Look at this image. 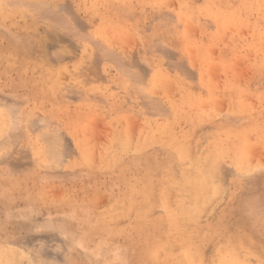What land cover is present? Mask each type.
Returning <instances> with one entry per match:
<instances>
[{
	"label": "rangeland",
	"instance_id": "374dc122",
	"mask_svg": "<svg viewBox=\"0 0 264 264\" xmlns=\"http://www.w3.org/2000/svg\"><path fill=\"white\" fill-rule=\"evenodd\" d=\"M39 1L44 3L46 0ZM47 1L54 2L51 5L54 10L52 12L56 13L58 19H62L61 22L67 19L68 23L64 28L55 29L47 23L53 17L50 16L45 23L39 19L38 33L44 51L47 53L51 51L49 55L56 49L62 51L58 55L56 53L55 62L52 61V56L50 58L55 64L52 66L53 72L47 73L41 66L36 67L35 60L39 57L37 52L33 55L30 53V58L34 60H24L18 65L14 62L13 54L5 56L3 54L5 51L1 53L0 50V244H3L0 246V255L9 251L11 256L16 257L17 264H26L27 261V264L38 263L37 261L40 264H88L84 258L87 251L80 246L70 252L66 246L67 240L58 233H50L49 229L43 227L27 231L24 228L26 222L22 223L20 215H17L18 210L20 212L26 210L27 206L32 204L30 202L32 199L36 201V210L39 213L52 211L53 206L61 207L64 211L69 208L70 213H75L82 209V203H88L91 204L90 211L87 212L90 214L89 220L90 218L95 220L98 214L110 212L113 201H116L117 195L123 192V184L130 181L132 173L124 169L127 168L129 159H135L133 167L139 170V174H143L146 170L144 160L155 153L166 159L168 153L176 155L175 150L166 151L162 142H191L192 145L198 146V152L205 154L201 148L207 146L212 137L225 128L226 134L218 136L221 145L216 144V150L220 155L218 159L223 166L220 164L215 182L222 191L218 192L212 201L202 206L201 218L199 216L195 223L198 224L200 236L207 241L199 245L202 264H205L204 261L207 264L208 260V264H212L213 252L228 247L229 244L223 243L224 239L229 240V236L237 237L239 232L228 225L222 230L218 227L221 223L215 224L225 206L232 201L235 210L240 211V200L247 204L249 198H254L257 192L261 191L264 194L262 174L256 179L251 178L250 181V178L238 177L239 174L233 165L234 161L242 156L251 165L264 166V0ZM22 3L23 7L16 6L15 0H0L1 37L5 31L3 26L15 32L18 30L16 25L20 26L24 20L30 19L31 3L29 0ZM65 3L71 8L68 9ZM20 8L25 10L24 17L18 13ZM63 10L68 12V15ZM69 10L73 11L74 15ZM58 12L60 14H57ZM71 18L75 21L74 19L71 21ZM76 18L82 23L78 26L83 25L84 30L78 28ZM75 27L76 32L78 29L81 30L77 33L80 38L81 34L86 33L81 41L79 37V40H76L77 36L73 30ZM188 27L191 30L190 35ZM125 35L127 39L129 37L132 39L128 41ZM123 40L125 41L122 42ZM7 44L9 43L6 39L0 38V47ZM55 47L57 48L50 50ZM98 48L102 50L99 51ZM99 54L102 56L99 57ZM97 56L98 58H95ZM101 58L102 61L99 60ZM245 60L246 62H243ZM117 61L120 63L117 64ZM168 62L173 66L171 68L175 69H171ZM120 66L127 73L121 72ZM126 67L129 68H127L129 72L132 70L133 74L137 73L136 77H142L143 82L138 78V82L134 81L135 76L131 74L126 75L128 74ZM210 67L216 68L212 71ZM208 70L212 71L211 75ZM158 74L171 81L170 84L167 80L171 87L167 84L166 86L172 92L165 93L168 90L166 86L162 92L153 91L155 92L153 95L159 98L152 94L150 96L155 101L158 98L163 104H159V108L164 106L163 110H169L163 112L161 109L160 115H154V112H160L157 111L159 108L150 112L149 107L150 113L145 112L148 111L147 106L141 105L144 99L139 98L141 94L132 88L139 82L147 84L155 82V79H159ZM61 75L63 78H60ZM130 75L136 82L134 86L129 80ZM20 79H28L29 82L23 83ZM21 97L22 100L19 99ZM134 110L138 114L134 113ZM140 112L142 114H139ZM15 116L19 119L16 120ZM197 116L200 119L194 120L193 117ZM161 122H166L169 128L162 131ZM128 137L133 142H130ZM130 143H140L143 151L134 150ZM63 144H66V148ZM122 147L123 151H117L119 157L110 151V148ZM195 153L187 155L186 166L199 165L197 159L190 160V157L196 156ZM108 158L109 161H106ZM84 160L86 162H83ZM80 163L83 166L78 167ZM172 173L173 182L177 183L179 179L177 169L172 168ZM18 182L23 188L20 194H16ZM5 184L7 193L3 192L1 187ZM113 190L117 195L112 199ZM168 200L171 205L174 203L171 195H168ZM209 206L214 208L212 212ZM10 208H14V213L9 214ZM236 211L232 213V218L240 221ZM160 212L159 208L153 207L149 211V216L156 219ZM55 216L60 218V215L50 212L46 220L53 221ZM247 217L250 223L257 227L253 234L264 243L262 221L255 222L253 213H249ZM38 218L40 222L43 219L42 215ZM132 219L131 215L124 216L111 226L112 229L116 227L121 232L116 241L114 240L119 251H123L122 249L134 240L135 234L130 227ZM244 221L245 218L240 223H235L236 227H241V222ZM210 224L212 227H209ZM245 225L243 224L244 227ZM149 229H153L152 225ZM244 232L251 233L248 230ZM82 240H85L84 236L78 233V241ZM195 240L196 238L193 239ZM121 241L120 245L116 243ZM234 251L240 256H245L248 264H258L260 261L259 258L250 255L251 251L248 249L236 247ZM174 253L180 252L175 249ZM108 255L110 254L106 257ZM38 258L44 260L40 261ZM262 260L264 264V256ZM154 263L168 264V261L159 260ZM131 264L138 262L131 261Z\"/></svg>",
	"mask_w": 264,
	"mask_h": 264
},
{
	"label": "bare ground",
	"instance_id": "6f19581e",
	"mask_svg": "<svg viewBox=\"0 0 264 264\" xmlns=\"http://www.w3.org/2000/svg\"><path fill=\"white\" fill-rule=\"evenodd\" d=\"M15 1H16V6L20 5L21 7H23L21 4H23L22 2L24 0H15ZM29 2L31 3V9H32V11L30 10L32 15H31L29 20H24L23 23L20 26L16 25V28L18 30L15 31V32L11 31L10 28H8L6 26H3V29L6 32L4 31V34H2L3 37H1V35H0V38L6 39L9 44H7L4 47H0V50H1V53H3L5 51V53H3L5 56H7L8 54H13L15 56V61L14 62H16V64H18V65L20 64L21 61H24V60L25 61L34 60L33 58H30V53H32L31 55H33V53L37 52L39 54V57H38V59L35 60V64L37 65L36 67L41 66L43 69H45V71L47 73H52L53 70H54L52 66L55 65V64H53V62L56 61V60H54V59H56L55 58L56 57V53L58 55V53H61L62 51L59 52L60 50L58 51L56 49L57 47H55L53 49H50V50H54V49L57 50V51L54 50L53 52H55V53L52 52V55L51 54L49 55V53L51 51L49 52V50H48L49 53L44 51V48L42 47V39H41V37H40V35L38 33V24L40 22L39 19H41L45 23V21L48 20V18L50 16L53 17V19H50L49 21H47V23L52 28L57 27V29H59L60 27H62V28L66 27V24H68L67 21H66L67 19L66 20L63 19V21L61 22L60 20H62V19H58L56 13L54 12L55 13L54 14L52 12L54 10H52V6L51 5L54 2H49L47 0L44 3L40 2L39 0H29ZM26 4H27V2H26ZM65 4H63V5H65ZM9 5H13V4H9ZM68 5L69 4H66L67 7H68ZM59 8H60V6H59ZM70 8L68 7V9H70ZM63 11H65V10H63ZM65 12H62V13L65 14ZM69 12L72 15H74L73 11L71 12V10H69ZM18 13L21 16L24 17L25 10L20 8V9H18ZM66 13L68 15V12H66ZM53 14H54V16H53ZM57 14H60V12H58ZM163 15H164V13H163ZM54 17H56L57 19H54ZM74 18H75V16H74ZM74 18H71V21ZM172 18H173V16H172ZM78 19L79 18H76V22H78L77 21ZM74 21H75V19H74ZM60 22L62 23L61 25H60ZM79 24H82L81 21L78 22L77 26ZM83 24H85V23L83 22ZM188 25H189V27H191L190 24H188ZM0 26H2L1 23H0ZM79 26H78V28H82V29L85 28V27H83V25H82V27H79ZM85 26H86V24H85ZM167 26H168V24H167ZM67 27H68V25H67ZM189 27H188L187 31H188V34L190 35L191 32L189 33V31H191V30H189ZM68 29H66V30H68ZM73 30L75 31L76 27ZM73 30H72V33H73ZM83 30H82V32L84 33ZM79 31L81 32V30H79V29H78V32L75 31V34L77 36L76 40H79V38H80V35L77 34V33H79ZM65 33H66V31H65ZM72 33H70V34H72ZM83 35L81 34L82 37H83ZM84 36H86V33H85ZM108 36H110V35H108ZM125 36H126L125 38L127 39V35H125ZM81 38H80L79 41L82 40ZM84 38H86V37H84ZM130 38L131 37H129L128 39H130ZM73 39H75V37ZM113 39L114 38H112V40ZM87 40H88V38H87ZM115 40L117 41L118 39L116 38ZM125 40H123L122 42H124ZM116 41H114V43ZM94 43H96V42L94 41ZM111 43H112V41H111ZM91 44H93V43H91ZM101 46H102V44H101ZM46 47H47V45H46ZM98 49H100V48H98ZM162 49H164V47H162ZM101 50H102V48L99 51H101ZM164 53L165 52L163 51V54ZM191 53H193V52H191ZM97 54H98V52L96 53V55ZM101 54H99L98 56L101 57L102 56ZM51 56L53 58H51ZM98 56L95 57V58H98ZM93 57H94V55H93ZM50 58L53 59L52 60L53 62L50 61L51 60ZM108 59H110V58H108ZM108 59H104V60H108ZM99 60L102 61V58L99 59ZM59 61H60V59H59ZM239 61H240V59H239ZM114 62L116 64V60ZM171 62H172V65H173V61H171ZM243 62H246V60L243 61ZM118 63H120V62L117 61V64ZM168 64H169V62H168ZM169 65H170V68L173 67L171 64H169ZM195 65H196V63H195ZM132 66H135V65L132 64ZM180 66H182V65H180ZM115 67H116V65H115ZM128 67H126V69ZM129 68H131V66ZM210 68H212L211 70L213 71L216 67H214V69H213V67H210ZM120 69H122L121 66H120ZM171 69H175V68H171ZM218 69H219V67H218ZM125 71L126 70H124V69L121 70V72L127 73ZM137 71H139V70H137ZM162 71H163V69H162ZM130 72H132V70ZM130 72L128 70V74H126V75L131 74V75L135 76L134 81L138 82V79H139V81L143 82L144 79H141L142 75L140 76L141 78H138V77H136L137 73H135L136 74L135 75V74H133V72L132 73H130ZM193 72L195 73L194 70H193ZM211 72L209 71L208 73H210V75H211ZM185 74H187V72ZM131 75H130V77H131L132 80L130 78H129V80L131 81V83H133V86H134V84L136 82L133 81V77ZM73 76H75V75H73ZM157 76H159L158 77L159 79L158 80L155 79L154 80L155 82H153L151 84H147L145 82L144 83L139 82L138 84H135V87H133V88L131 87L132 89L135 90V92H139V95L141 94L142 97L139 96V98H143L144 100H146L145 102H144V100L141 101L142 102L141 105L142 106L145 105V107L147 106L146 109L148 111H145V112H148V113H150L154 109L157 110L160 107L159 104L162 103L160 100H158V98H159L158 96L155 95L156 97H158L157 100L155 101V99L152 96H150V95L151 94L153 95V93L155 94V92H153L154 90H157V91L161 90V92H162L164 86H166V84H167V80L169 81V79L167 77L165 79V78H162L159 74ZM67 77H68V75L66 76V80H67ZM80 77H82V76H80ZM126 77L128 78L129 76H126ZM60 78H63L62 75H61ZM144 78H146V77H144ZM188 78H189V76H188ZM212 78L214 80V77H212ZM20 80L23 83H28L29 82L28 79H20ZM193 80H195V79H193ZM169 82L171 84V81H169ZM172 85H174L173 82H172ZM73 86H75V85H73ZM167 86L171 87V86H169V83L167 84ZM167 86H166V88H167ZM68 88H66V89H68ZM166 88L164 89V91L166 90ZM174 88H176V87H174ZM132 89H130V90H132ZM167 89L168 90H166L165 93L171 94L172 91L170 92L169 88H167ZM168 92H170V93H168ZM156 94L160 95L161 93L160 94L156 93ZM175 95L177 96V94H175ZM136 98H137V96H136ZM149 98H151L150 101L148 100ZM19 99L22 100L23 97H21ZM152 100L155 101V102H152ZM157 101L158 102L160 101L161 103L160 102L157 103ZM220 101L222 102V100H220ZM251 101H252V99H251ZM223 102H224V100H223ZM210 104H212V103H210ZM161 105H163V104H161ZM213 105H214V103H213ZM149 107H151L150 108V112H149ZM214 107H216V105H214ZM162 108L165 109L164 106ZM161 109L159 108L157 110V111L160 110V112H154L155 114L154 113L153 114L154 115H156V114L160 115V113H162ZM10 111H9V113L12 112V111L11 112ZM166 111H169V110H163V112H166ZM135 112L136 111L134 110V113ZM136 113L138 114V112H136ZM139 114H142V113L140 112ZM153 114H152V116H153ZM17 115H18V113H17ZM137 116H139V115H137ZM17 117L15 116L16 120L19 119ZM128 117H132V116H128ZM128 117H126V118L128 119ZM10 118H11V116H10ZM193 119L194 120H199L200 117L199 116H197L196 118L193 117ZM157 122L158 121H156V123ZM14 123H15V121H14ZM12 124H13V122H12ZM44 124H46V123H44ZM56 124H55V126H58ZM16 125H17V123H16ZM49 125L52 126L51 124H49ZM15 127L13 126V128H15ZM160 127H161L162 131L167 130L169 128V126H167L166 122H161L160 123ZM51 129H52V127H51ZM176 129L177 128H175V130ZM198 130H200V129H198ZM225 131H226L225 128H222V130H220L216 135H214L212 137L211 142L207 146L201 148L205 152V154L198 152L199 151L198 150V146L192 145L191 142L190 143L189 142H185V141H180V142H174V141L162 142V144L165 145V150L166 151L167 150H175L176 151V155H172V154L168 153L167 159H166V158H160V154L159 153H155V155L150 156V158H147V159L144 160V163H145L144 164L145 165L144 168L146 170L144 171L143 174H139V170L137 168L133 167L134 166L133 161L135 159L134 160H130L129 159L127 161L128 162L127 168H124V169L126 171H129V172L132 173L131 177H130V181H127V182H125L123 184V192L120 195H117L114 192V190L111 191V198L113 199L114 196L116 197V195H117L118 196L117 200L113 201L112 208L110 209L109 213H107V214H105V213L98 214L96 216L95 220H94V218H93V220H91V218L89 220V215L90 214H88V213L90 211L91 204L82 203V209L77 210L75 213H70L69 212V208H68L67 211H64V210L61 209V207H54V206L51 208L52 211H45L43 213H39L36 210V201H34L33 199L30 201V202H32V204L28 205L27 209L24 210V211L20 212L18 210L17 215H20L22 223H23V221L26 222L27 225L24 226V224H23V226H24V228H26L27 231H33V229L34 230H39L40 227H43V228L49 229L50 233H58L59 235L64 237L67 240V242H68V245H66V246H68L70 252L73 249H78L80 246H82L87 251V253L84 255V258L86 259L88 264H93V263H96V262H97V264L98 263L99 264H131V261H136V262H138V264H143V263L155 264L154 262L159 261V260L168 261V264H202L199 245H202V244L206 243L207 241H206V239H204L203 237L200 236V234H199L200 230L198 229V224H195V223L197 222V219L200 216L202 206H204L205 204H207L210 201H212V199L216 196V194L218 192L222 191V190H220L221 188L219 189V186H217L216 182H215V178H216V175H217V172H218V168H219L220 164H222V163H220V161L218 159V157L220 155H219V152L216 150L217 149L216 144L217 145H221V142H219L220 138L218 136L219 135H225L226 134ZM52 132H54V131H52ZM5 134H6V132H5ZM3 136H4V134H3ZM51 136H52V133H51ZM63 139H65V138H63ZM46 141L49 142L50 140H46ZM66 141H65V143H66ZM69 141L70 140H68V142ZM129 141L133 142L131 139ZM56 143L59 144L57 141H56ZM62 143H64V140H62ZM130 144H132V143H130ZM63 145H61V146H63ZM132 145L134 147V150H137L139 152L143 151L142 150V146H141L140 143L132 144ZM63 147L66 148V144ZM126 147H127V145H126ZM54 148H55V146H54ZM69 149L70 148H68V150ZM63 150H66V149H63ZM63 150H61V151H63ZM68 150H66L65 152H68ZM123 150H124L123 147L120 148V149L110 148V151L111 152L113 151V153L115 152L114 154L116 156H118V157H119V154L117 153V151H123ZM50 151L51 150H49V152ZM54 151H53V153H54ZM148 151H149V149H148ZM69 153H67V154H69ZM193 153H195L196 156L194 158L190 157V160H193V159L196 160L197 159L199 165L197 167H195V165H192V164L189 165V166H186L185 160L187 158V155H192ZM67 154H65V155H67ZM70 154L72 155V153H70ZM62 155H63V153L60 156H62ZM131 155H133V154H131ZM54 156H56V155H54ZM54 160H56V159H54ZM95 160H97V159H95ZM106 161H109V158L106 159ZM83 162H86V160H84ZM233 165L235 166L236 171L239 174V175L237 174L238 177L244 176L246 178H250V181H251V178H252V180L256 179L257 176H259L260 174H262L264 176V166L262 167V166H260L258 164L251 165L242 156H240L238 159H236L234 161ZM81 166H83L82 163L78 164V167H81ZM222 166H223V164H222ZM61 167H62V165H61ZM172 168H176L177 169L178 176H179V179H178L177 183L173 182ZM52 169H55V168L52 167ZM80 170H83V169H80ZM21 172H23V171H21ZM19 173H20V171H19ZM25 173H27V172H25ZM220 174L222 175L221 172H220ZM237 182H239V181H237ZM245 183L247 184V182H245ZM1 187H2V191L7 193V185L5 184V186H1ZM22 190H23L22 184L18 182L17 183V193L16 194H20L22 192ZM55 190H56V188H55ZM2 194H4V193H2ZM220 194L218 196H220ZM168 195H171V197H173V199H174V203H172V205H171V202H169V200H168ZM9 197H11V196H9ZM217 197L215 199L218 200ZM217 200H215V201H217ZM80 201H82V199ZM170 201H172V200H170ZM242 201L241 200L239 201V203H240V211H236L235 210V205L231 204V202H232L231 201L230 204L225 206L224 210L220 213L218 219L215 221V224H217V225L221 223L218 226L221 229L224 228V226L228 225L229 227L238 229L236 231H239V232L237 233V237L229 236V238H228L229 240L224 239L223 243L224 244L225 243L229 244L228 247H225V248L222 247V249L218 250L217 252H213V256L211 257L212 264H217V263H219V264H248L249 261L248 262L246 261L248 259L245 256H243V255L240 256L238 253H235L234 249L236 247L250 250L251 251V253H249L250 255L260 259L258 264H263V260L262 259H263V256H264V243H262V240L258 239V237L255 236V234H253L256 231L257 227L250 223L249 217H247V215L249 213H251V214L253 213V216L255 217L253 220L255 222H261L262 221V223H263L262 232H264V194L261 191L257 192L256 196H254V198H249L247 204H244ZM102 203H103V198H102ZM4 204H5V202L2 203V206ZM214 204H216V203H214ZM153 207H157V208H159L161 210L160 216L158 218H156V219H151L150 216H149V211ZM210 207L211 206H209V209L212 208L211 209V212H212V210L214 208L213 207L210 208ZM216 209H218V208H215V210ZM10 210H11V212L9 214L14 213V208H10ZM234 211H236L239 214V218L238 219L240 221L245 218V221L241 222V227L237 228L236 225H235V223H240V221H237L236 219L232 218V213H234ZM5 212L7 214V212H8L7 211V207H6ZM50 212L54 213L56 215H60V218L55 216L53 221L46 220V216ZM203 212H204V210H203ZM19 213H21V214H19ZM216 213H217V211H216ZM210 214H212V213H210ZM210 214H209V216H210ZM40 215H42V218H43L41 222L39 221V218H38ZM129 215L133 216V219H132L130 227H131V231L135 234L134 240H133V242L129 243V246H125L122 249L123 251H121V250L119 251V248L117 246H115V244H114V240L116 241L117 237L120 236L121 232H119L118 228H116V227H113V229H112L111 226H113L115 224V222L119 218L124 217V216H129ZM210 217H213V216H210ZM210 217H208V219ZM200 218H201V216H200ZM210 221H212V219ZM243 224H246L245 227L243 226ZM151 225H152L153 229H149V226H151ZM9 226H10V224H9ZM209 227H212L211 224L209 225ZM239 229H241V230H239ZM244 230H248L251 233L246 234L247 232H244ZM240 231H243V233H241ZM78 233H80L82 236H84L85 240L78 241ZM173 234L178 235V236L174 235L175 236L174 237ZM183 234L186 236V238H185V236L183 237ZM195 238H196V240L193 241V239H195ZM19 241H20V239H19ZM116 243L118 245H120L122 243V241L120 243H118V242H116ZM2 245L3 244H0V246H2ZM23 246H24V244H23ZM23 246L20 247V249H22ZM108 249H110V250L106 253L105 250H108ZM175 249L178 252H180V253H178V254L174 253ZM26 251H28V250H26ZM24 253H25V249H24ZM107 254H110V255H108L106 257ZM31 256L33 257V255H31ZM0 258H1L0 264H17L16 257L11 256L9 251H5V254L4 255H0ZM31 259H33V258H31ZM40 259L38 258V260H40ZM56 259L59 260L60 258L59 259L56 258ZM43 260L44 259H42L40 261H43ZM35 261H33V263ZM208 261H207V264H208ZM37 262L38 263H34V264H40L39 261H37ZM204 262L206 264V261H204ZM27 263H28V261L26 262V264Z\"/></svg>",
	"mask_w": 264,
	"mask_h": 264
}]
</instances>
